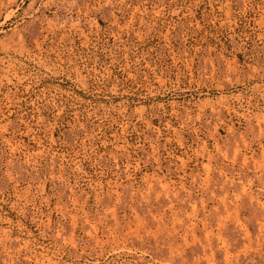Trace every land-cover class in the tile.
<instances>
[{
  "label": "rangeland",
  "instance_id": "374dc122",
  "mask_svg": "<svg viewBox=\"0 0 264 264\" xmlns=\"http://www.w3.org/2000/svg\"><path fill=\"white\" fill-rule=\"evenodd\" d=\"M0 264H264V0H0Z\"/></svg>",
  "mask_w": 264,
  "mask_h": 264
},
{
  "label": "bare ground",
  "instance_id": "6f19581e",
  "mask_svg": "<svg viewBox=\"0 0 264 264\" xmlns=\"http://www.w3.org/2000/svg\"><path fill=\"white\" fill-rule=\"evenodd\" d=\"M226 88H228V86L227 85H225V84H221V85H219V89H221V90H224V89H226ZM230 91V90H229ZM226 93V92H225ZM224 94V93H223ZM222 95V94H221ZM238 95V94H237ZM226 96V95H225ZM224 97V96H223ZM231 216V215H230ZM223 227V226H222ZM224 228V227H223Z\"/></svg>",
  "mask_w": 264,
  "mask_h": 264
}]
</instances>
